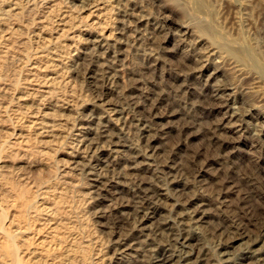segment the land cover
Wrapping results in <instances>:
<instances>
[{
  "label": "rangeland",
  "instance_id": "1",
  "mask_svg": "<svg viewBox=\"0 0 264 264\" xmlns=\"http://www.w3.org/2000/svg\"><path fill=\"white\" fill-rule=\"evenodd\" d=\"M15 254L264 264V0H0Z\"/></svg>",
  "mask_w": 264,
  "mask_h": 264
},
{
  "label": "bare ground",
  "instance_id": "2",
  "mask_svg": "<svg viewBox=\"0 0 264 264\" xmlns=\"http://www.w3.org/2000/svg\"><path fill=\"white\" fill-rule=\"evenodd\" d=\"M108 75V74H107ZM136 109V108H135ZM130 123V122H129ZM143 128V127H142ZM100 134V133H99ZM108 135H110V134H108ZM142 139V138H141ZM110 140V139H109ZM117 147V146H116ZM90 154V153H89ZM140 194V193H139ZM122 220V219H121ZM136 221V220H135ZM177 221V220H176ZM133 234V233H132ZM171 235V234H170ZM126 239V238H125ZM9 241H10V239H9ZM120 249V248H119ZM12 256V255H11ZM117 256V255H116ZM190 257V256H189ZM118 260V259H117ZM164 260V259H163ZM19 261L20 260H18L17 259V256H16V254H15V258H14V262H13V264H20L19 263ZM156 264V263H155Z\"/></svg>",
  "mask_w": 264,
  "mask_h": 264
}]
</instances>
